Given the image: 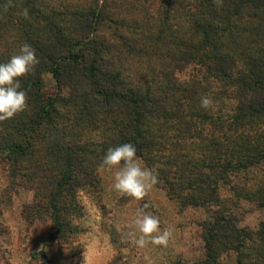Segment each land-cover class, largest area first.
I'll return each mask as SVG.
<instances>
[{"label": "trees", "instance_id": "trees-1", "mask_svg": "<svg viewBox=\"0 0 264 264\" xmlns=\"http://www.w3.org/2000/svg\"><path fill=\"white\" fill-rule=\"evenodd\" d=\"M25 43L39 63L20 78L26 110L0 122V162L49 241L82 233L78 195L131 143L170 200L209 214L193 264H264V173L248 177L264 169V0H0V63ZM242 201L256 229L240 227Z\"/></svg>", "mask_w": 264, "mask_h": 264}, {"label": "rangeland", "instance_id": "rangeland-1", "mask_svg": "<svg viewBox=\"0 0 264 264\" xmlns=\"http://www.w3.org/2000/svg\"><path fill=\"white\" fill-rule=\"evenodd\" d=\"M45 81L49 88L55 85L52 75H46ZM114 173L115 169H101L97 189L78 195L80 212L75 224L82 233L70 246L58 245L48 239L51 221L26 219L34 192L14 187L0 162V264H84V257L88 264H193L204 257L201 225L210 218L206 210L182 209L156 186L142 201L121 196L113 188ZM263 173L264 169H257L248 175L253 179L252 189L261 183ZM221 195L230 197L232 192L222 189ZM144 204L149 205L146 212L159 218L160 229L171 231L167 247L150 244L140 249L128 236L129 231H135L132 221ZM238 214L242 228L256 229L262 220L253 202L242 201ZM34 255L36 260H32ZM228 261L236 264L233 256Z\"/></svg>", "mask_w": 264, "mask_h": 264}, {"label": "clouds", "instance_id": "clouds-1", "mask_svg": "<svg viewBox=\"0 0 264 264\" xmlns=\"http://www.w3.org/2000/svg\"><path fill=\"white\" fill-rule=\"evenodd\" d=\"M21 15L27 16L28 9H23ZM38 63L35 49L27 43L23 44L19 54L13 55L7 63H0V122L7 121L26 110L28 98L26 92L20 90V78L34 70ZM213 103L208 96L201 99L202 108H210ZM100 168L115 169L113 188L121 196L130 197L135 201H142L159 183L155 168L142 166V161L136 156V148L131 143L109 148ZM148 207V204H144L137 211L131 225L135 231H129L128 236L140 249L150 244L167 247L171 231L160 229L159 218L145 211ZM84 264H88L85 257Z\"/></svg>", "mask_w": 264, "mask_h": 264}]
</instances>
